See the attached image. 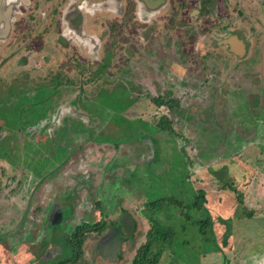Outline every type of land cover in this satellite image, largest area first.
I'll use <instances>...</instances> for the list:
<instances>
[{
  "label": "flooded vegetation",
  "instance_id": "af4514ba",
  "mask_svg": "<svg viewBox=\"0 0 264 264\" xmlns=\"http://www.w3.org/2000/svg\"><path fill=\"white\" fill-rule=\"evenodd\" d=\"M88 88L111 89V101L124 105L127 116H139L133 109L136 99H148L161 112L145 118L162 124L161 136L169 140L168 132L181 135L177 124L191 120L213 145H224L231 129L244 135L238 143H247L249 134L257 137L264 128V0H0V264H119L125 246L133 252L132 264L145 242L138 238L132 246L130 238L143 229L119 192L133 195L137 184L143 185L132 176L142 157L156 148L148 140L127 149L132 159L117 147L108 161L101 156L76 161L75 152L86 151L89 141L104 143L95 139L98 131L87 138L85 125H74L86 120ZM221 114H228L227 121H220ZM257 162L264 175V156ZM237 163L251 174L252 163ZM177 169L190 185L189 168ZM239 175L218 191L232 193L236 213L242 209L243 217L261 215L257 221L263 227L264 195L257 199L259 207H249L247 183ZM188 185L178 186L197 198L199 189L190 191ZM141 188L146 198L138 215L148 225L140 233L144 239L151 218L172 227L181 208L167 213L155 201L159 195ZM233 189L243 191L244 204ZM54 210L61 217H52ZM63 225L70 230H62L60 241L54 236L43 243ZM111 230L120 232L115 260L103 256ZM259 262L264 264V258Z\"/></svg>",
  "mask_w": 264,
  "mask_h": 264
},
{
  "label": "rangeland",
  "instance_id": "374dc122",
  "mask_svg": "<svg viewBox=\"0 0 264 264\" xmlns=\"http://www.w3.org/2000/svg\"><path fill=\"white\" fill-rule=\"evenodd\" d=\"M90 89H92V92H87V111L85 114L82 113L85 115L86 120L81 119L74 125L76 127H82L85 125L87 138L92 135L90 132L96 134V131H98L99 134L95 135V139L104 143H101L103 145H97L93 140L89 141L87 143L86 151L80 149L75 152L74 155L78 158H75L76 161L80 159H91L93 162L94 159H97L100 156L102 157V160L108 161L117 147L123 149L125 152L124 155L127 153L128 158L132 159L134 153L128 152L127 149L133 146L142 147L143 144H148V140H150V143L152 142L153 146H155L154 148H156V152H149L147 156L144 155L142 157L144 163H140L138 166L139 171L135 172L132 177H134L135 183L139 181L143 184L142 186L147 187L152 196L175 194L176 190L173 189H175L176 185H181L183 187L187 186L188 182H184V179L187 178V176L183 177L182 175H177L179 172L177 168H181L182 170L189 168L191 173L189 179L190 185H188L190 186V191L195 192L201 187H204L205 191H208V198L211 201H221V203H224L225 199H231L230 203L233 205V217L230 227L235 230L231 233L232 236L223 232L224 225H222L220 229H215L213 226L214 229L212 230L211 227H208V236L203 238L204 235L202 236L200 233V225L196 224L195 221L197 219L206 218L207 212H210L209 207H207V210L204 208L185 209L180 216H176L173 219L174 226L171 227L167 224V226H162L163 231H168L169 228H173L176 231V240L173 242L175 249L173 250L171 248L170 242L167 253L163 254V259L166 260L164 263V260L162 259L163 264H175V262L178 264H258V261L263 260L264 225L261 227L258 222L260 220L257 221L261 215H256L253 218L249 217L247 219L246 213L244 214L246 216L243 217L244 211L242 209L239 210V213H236L234 208L236 202L232 193L223 191V194H221L218 190L223 183L235 181L234 178H237L236 176L240 173L241 175L239 176L241 183H247L244 185L247 190L246 204L249 207H253V205L254 207H259L257 199L261 195H264V175L262 174V165L257 161H260L264 156V143L261 147L259 145L261 141L264 142V128L261 129L262 132L257 133V137L253 134H249L251 138L247 137V143L245 141L238 143L236 141L237 139H241L242 141L245 140L243 137L244 135L241 134V136H237L232 133L231 129L225 136L224 145H213L210 137L200 136L201 130L198 126L195 128L194 124L188 123L192 122L191 120H184L181 124H177L179 130L183 132L181 135H175V132L171 131L168 132L173 138L172 141L169 140L166 134L161 136L162 132H164L162 124L156 126L151 120L145 118L148 116L149 112L152 113L153 116L155 113L159 111L161 112V110L157 109L153 103H149L148 99L142 101L136 99V103L134 104L135 107L133 109L137 111L139 116H127L125 114L126 109L124 105L122 106L118 102L111 101V95L113 94L111 89L102 90L101 88H88L87 91ZM198 105L200 104H197V106ZM224 106L223 113L226 111L228 112V104L223 105V107ZM112 107L117 109H112ZM194 112L195 111H190V113ZM219 117L220 121L223 123L227 121L228 114H221ZM255 122L256 121H254V123L250 122V129L252 126H255ZM203 129L205 130V128ZM75 134L77 135V133ZM148 137L150 139H148ZM79 138L80 136L76 138V140L78 141ZM199 138H201V141H199ZM254 138L255 141L251 143L250 140ZM182 146H185L186 150H183ZM67 154V152H64L62 155L64 156ZM57 156V152L54 151L52 157L58 160ZM204 156L206 157L203 158ZM187 158L188 160L192 159L193 163H189ZM237 160L252 163L253 170H251V174H245L247 172L244 173L240 165L237 163ZM80 163L81 162L78 161L77 166L80 165ZM235 163L237 167H235ZM211 164L212 167L210 168ZM244 165L245 164H242L241 166ZM216 168H220L217 170L218 172L214 171ZM204 170L210 172V175L205 172H200ZM247 175L249 176L248 179ZM101 176L103 177V175L99 173L97 174V178L94 177V180L96 178L95 181L98 186L100 185L98 182L100 181ZM108 179H104V185H106ZM209 180L211 181L210 183ZM219 181L222 183H219ZM142 186L137 184V187L139 188L133 195L124 190H121L119 193L123 192V195H125L128 200L127 206L137 214V218L140 221V229H143L140 233L144 235V229L148 227L147 220L138 215V211L140 208H143V203L146 198L142 191ZM62 187L65 189L68 186L62 185ZM98 190H100V188H98ZM177 196L183 198V195L179 191L177 192ZM165 200H167L164 203V206L167 209L166 212L172 213L175 204H170V202L175 200H168V198ZM200 201L201 199L198 198L197 203H200ZM68 203L72 204L70 201ZM74 203L77 204V200H74L73 204ZM185 204L188 203L185 202ZM251 204L252 206H250ZM212 206L214 207L215 204ZM177 213L179 214V212ZM229 213L231 212L228 209L227 215H229ZM212 214L215 216V213L212 212ZM237 214L242 216V218ZM159 217L163 222L167 220V217L164 214H159ZM254 219H256V222L254 225H251L250 222H253ZM260 223L263 224V221ZM220 224L223 223L220 222ZM59 229L60 232L58 233L54 232L50 234L49 232L48 236L44 237L45 239L42 240L43 243L48 242L51 237L54 236L55 241H60L61 233H64L62 230L68 231L70 230V227L63 225L62 228ZM140 233L137 232L134 237L130 238L132 246L138 241V238H140L139 242H143L146 239L141 238ZM96 237V235L90 236L89 239H96ZM228 237L229 240L225 241V238ZM37 242H39V238L37 239ZM125 249L123 256L124 259H122L119 264H130V260L133 257V252L130 251L127 246H125ZM67 250V255H72V249L67 247ZM83 261L84 260L81 262Z\"/></svg>",
  "mask_w": 264,
  "mask_h": 264
},
{
  "label": "trees",
  "instance_id": "16d2710c",
  "mask_svg": "<svg viewBox=\"0 0 264 264\" xmlns=\"http://www.w3.org/2000/svg\"><path fill=\"white\" fill-rule=\"evenodd\" d=\"M220 168H223V167H220ZM220 168H216V170L214 169V171L218 172L217 170ZM210 182L211 181H209V183ZM223 186H226V185H223ZM173 190H179V192L183 194L184 199L179 198V196H177L176 193L175 194L172 193V194H167V195L161 194L155 201H157L158 204L162 206L167 201L165 199L167 198L168 200L174 199L175 201L170 202V204L173 203L175 204L176 208H181L182 209V210L180 209L181 214L183 210L185 209L189 210L191 208H197V209L204 208L207 210V206L204 205L205 202H207V195H206L205 189L200 188L198 190L197 198L194 197L196 196L195 193L193 194L192 192H187L185 189H181L180 186L178 185H176L175 189ZM233 190L237 191V198H238L239 203L244 204L245 196H244L243 191H238L236 189H233ZM198 198L201 199L200 203H197ZM155 201H153L154 204H155ZM185 202L188 204H185ZM212 212L215 213V216L211 212L210 213L207 212L206 218L197 219L195 221L196 224L200 225V233L202 236L204 235L203 238L208 236V230H207L208 227H211V229L213 230L214 228L220 229L222 225H224L223 232H226L230 236L231 233H233V229L230 227V224L232 223V218L227 217V211L225 212L224 210L221 211L220 207H218V209L215 208ZM214 218L217 219L218 222H217V225L213 228L214 221H215ZM151 219H152V223L150 225L149 230L146 233V240L136 249V253L134 255L132 264H159L161 257L167 251L170 245L169 243L172 241V238L175 237L176 235L175 229L169 228L168 231H163L162 226H164L165 224L158 222L156 219H153V218ZM220 222L223 224H220ZM228 240H229V237L225 238V241H228ZM161 241L163 242V244L160 243ZM174 249L175 248L173 247V250Z\"/></svg>",
  "mask_w": 264,
  "mask_h": 264
},
{
  "label": "water",
  "instance_id": "95a60500",
  "mask_svg": "<svg viewBox=\"0 0 264 264\" xmlns=\"http://www.w3.org/2000/svg\"><path fill=\"white\" fill-rule=\"evenodd\" d=\"M51 215H52V217L53 216H57V215L59 217H61V213L60 214L57 213L56 210H54ZM58 222H60V221L59 220L57 221V220H54V219L52 220L53 224L58 223ZM126 227H127L128 231H130V232L132 231V228H133L132 225L129 224ZM117 232H118L117 234H114V232L111 230L109 232V238L107 239L108 241H106V242L104 241L103 242L104 243V248H105V249H103V256L105 258L112 257L113 260L116 259L115 256H116V253H117V251H118V249L120 247V244H121V242H120V234H119L120 232L119 231H117ZM99 247H101V243H99Z\"/></svg>",
  "mask_w": 264,
  "mask_h": 264
},
{
  "label": "crops",
  "instance_id": "0c3cea01",
  "mask_svg": "<svg viewBox=\"0 0 264 264\" xmlns=\"http://www.w3.org/2000/svg\"><path fill=\"white\" fill-rule=\"evenodd\" d=\"M230 200H231V199H230ZM230 202H231V201L221 203V201H218V202L211 201V203H210V202H207L206 205H207V207H209V208L211 209V208H213L212 205L215 204L214 208L218 209V207H220V210H221V211L224 210V212H225V211H228V209H229L230 212H231V213H229V215H230L231 217H233V215H232V213H233V212H232V210H233V205H231ZM227 206H228V207H227ZM214 222L216 223V221H214ZM233 231H235L234 228H233Z\"/></svg>",
  "mask_w": 264,
  "mask_h": 264
}]
</instances>
